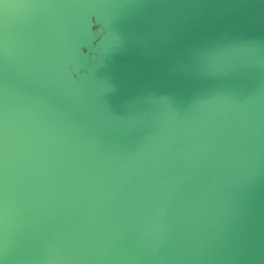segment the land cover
Listing matches in <instances>:
<instances>
[{
	"label": "water",
	"instance_id": "water-1",
	"mask_svg": "<svg viewBox=\"0 0 264 264\" xmlns=\"http://www.w3.org/2000/svg\"><path fill=\"white\" fill-rule=\"evenodd\" d=\"M107 1L116 14L109 18L35 17L34 28L16 39L39 33L35 48L20 44L17 60L1 58L0 156L20 151L25 174L38 170L33 150L83 148L89 159L79 170L60 158L48 162L51 191L36 200L27 229L32 244L47 230L87 219L86 199L103 185L120 142L131 143L134 162L144 155L146 133L157 130L160 162L140 171L119 201L138 200L154 178L147 195L155 214L162 185L172 168L181 177V156L189 153L179 129L217 119L203 156L212 140L225 142L230 121L236 125L255 108L217 204L243 221L235 264H264V0ZM3 172L0 166V184ZM242 188L238 214L228 200Z\"/></svg>",
	"mask_w": 264,
	"mask_h": 264
},
{
	"label": "rangeland",
	"instance_id": "rangeland-1",
	"mask_svg": "<svg viewBox=\"0 0 264 264\" xmlns=\"http://www.w3.org/2000/svg\"><path fill=\"white\" fill-rule=\"evenodd\" d=\"M4 2L5 0H0V4ZM231 154L232 153L227 156L228 160L224 162L225 174L223 179H221L222 181L230 173L233 167L235 155ZM211 163L212 162L209 158L207 159V157L196 155L191 160L190 165H195L197 167L205 164L211 165ZM22 171L23 170L13 172V180L9 179L11 177L10 176L8 178V182L6 181L7 183L5 186L4 180L0 184V264H48L49 261L51 264H225L239 250V235L241 231L237 227L238 221L234 216H230L227 213L222 214L218 208L217 197L220 192V187L217 190L214 188L212 189L209 202L206 203V206L202 205V208L195 209V212L198 210L200 213L202 210L201 215H199L200 213L197 212L198 216H201L199 220L196 216L193 217L194 220H192L190 215L189 216L191 219L189 216L186 217L181 213L183 211H181V209H183L182 207H184L185 203L181 202L182 190L175 187V185H173L171 188V195L176 198L177 204L173 205L167 210H163V212L165 211L164 213L161 212L162 210H159L155 214L151 211L149 216L145 211L148 208L149 201L147 194L142 198L143 212L139 210L136 212V209H138L137 199L129 200L123 207H120V200L116 202L117 204H113L114 202L112 203L109 200L105 204L106 200L104 198L106 197L102 198V196H95L92 201L93 206H95L97 209L99 208V210L102 208L104 209V212L102 210V217L104 220L102 219L103 222L100 225L95 226L93 223L90 224L87 220H85L80 224V226L76 228L77 230L74 233L50 229L44 233L41 241H39V243L34 246L32 244V237L27 232L32 219V216L30 215H34L36 211V200L42 193L46 192L47 186H43L46 185L45 176L43 177L39 175L38 172H35L34 175L31 176V179L29 177L27 178L29 179V182L31 181V183H29L27 180L26 181L28 183L25 181V183L31 184L28 188V185L24 183L25 186H27L23 191H26L25 189L28 190L26 192L19 191L18 181L22 175L20 174ZM9 175L7 173V176ZM38 179L39 181L41 180V184H36L39 183ZM42 182L44 184H42ZM5 187L7 188L5 189ZM36 188L42 191L40 193L39 190L38 192H34ZM8 189L9 191L7 193L9 194L3 195L2 193H5ZM30 190L32 193H30ZM14 192H19V194H15ZM33 194L37 195L33 197ZM19 195H22V197L25 196V201L24 198H21ZM28 197L32 201L29 199L26 200ZM24 202H26L25 205ZM109 202L110 204L112 203L111 205L114 208H111ZM178 206L181 207L179 208ZM108 207L109 209H112V211L109 210ZM106 210L108 213H106ZM133 213H135V215L137 213L138 215L133 217L135 216ZM142 213H146L143 215V217H145V215L146 217L148 216L147 218L142 217L144 220L140 216ZM119 215L121 216L119 217ZM117 217L119 219L116 223L114 220L117 219ZM178 217H182L183 219H178ZM131 218L134 219V224L132 223ZM163 219L167 223L163 222ZM176 219L180 221L177 220V226H174L176 225L175 223L173 225L174 227H180V225L184 224L185 225L184 228H182L183 226L180 227L181 230L173 231L175 228L173 226L172 228L170 227L171 224H173L172 222H175ZM26 220L29 223L26 222ZM113 221L116 223L115 229L113 228ZM147 221L151 223L149 226L151 227L149 228L150 230L147 229L149 225ZM195 221H198L196 224L197 227H195V224H192L196 223ZM162 222L166 224L164 225ZM103 223L105 225H103ZM186 223H188L187 226ZM162 224L164 226L167 225V227H163ZM189 224L190 226H188ZM191 225H194L193 229L195 227L197 230H193ZM160 226H162L161 228L163 230H160ZM100 227L102 228L99 229ZM21 230L22 233H20ZM112 230L115 233H111ZM102 231L105 233V238H103L104 233ZM149 234L150 237H148ZM195 236H197V239H195ZM191 238V245L189 242L186 244V241L188 239L191 240ZM183 245L185 246V249L183 248ZM185 250L187 251L185 252ZM184 253H187V255H184ZM49 256L52 259H50Z\"/></svg>",
	"mask_w": 264,
	"mask_h": 264
},
{
	"label": "bare ground",
	"instance_id": "bare-ground-1",
	"mask_svg": "<svg viewBox=\"0 0 264 264\" xmlns=\"http://www.w3.org/2000/svg\"><path fill=\"white\" fill-rule=\"evenodd\" d=\"M120 1L123 2L124 4L128 5V6H132V4H135L137 2V0H120ZM109 6H111V5H110L109 1H107V0H5L4 3L0 4V43L6 42L5 46L0 47V78L1 79L4 78V71L6 70L5 67H3V65H2L3 59H1V58L9 56L10 59L17 60L18 57L22 56V55H20V52L18 51V46H20V44L23 45V47L29 51H30V48H31V50H33L35 48L34 47V45L36 43L35 37H37V35L39 33L32 34V36L28 39H23V40H19V41L16 40L21 35V33H23L24 31H29L32 28H34L33 25H34V22L36 21L35 17H43V18H45V17H59V18H70V19H82L84 17L83 13L86 12V13H90L94 17L109 18V17L116 15L109 8ZM14 40H16L17 42ZM255 113H256V110H255V108H253L251 113L249 115H244L242 117V119L236 125L233 124L232 121H230L229 126H228V130L226 132V139H225L224 143L221 144L220 139H214L209 143V145L207 146L206 151H205L206 154L203 156L207 157V159L209 158L211 160V162H212L211 165L205 164V165L196 167L195 165H190V163H191V160L196 155L200 156V153L202 152V146L204 144V141L207 138V136L212 132L213 128L215 127L217 119L215 117H211L207 121H205V120L201 121V123L199 124V126L197 127V129L195 131H192V122L187 127L179 129V132L185 138L186 146H187L189 153L183 154L181 156V161H180L181 162V172H182L181 177H179L177 175L176 170L174 168H172L169 175H168L167 180L162 185V188H161V196L162 197L159 201V209H160V211L162 210L161 212H163V210H167L168 208L177 204L176 198H174L171 195V188L173 185H175V187L182 190L181 202L185 203L184 207H182L183 209H181V211L183 210L181 213L186 217L190 215L192 217V220H194L193 217L196 216V217H198V220H199V218L201 216L199 217L197 212L200 213V211L197 210V212H195V209L202 208L201 207L202 205L206 206V203L209 202L212 189L214 188L215 190H217L221 186V184H220L222 181L221 179H223L224 174H225V169H224L225 163L224 162L226 160H228L227 156L230 155V153L235 155L233 167L235 166L238 153H240L242 151V149L244 148V146L246 144L247 137H248L249 122H250L252 116L255 115ZM146 135H147V142L143 148V154L144 155L143 156L138 155L134 162H131V159H132V155L130 152L131 143L128 140H125V141H122L118 144L117 153L112 160L109 173L106 176L103 185H101V187L99 188V190L97 192L95 190H93L86 199V213L88 214V217L86 220L90 224L93 223L95 226H97L103 222L102 219L104 220V218L102 217L104 209L102 208L101 210H99V208L98 209L95 208V206H93V204H92V201H93L95 196H102V198L106 197L107 199L104 198L106 200L105 204L107 203L108 200L111 201L112 203L114 202L113 204H117L116 202H118L121 198H123V196L125 194V190L135 183L136 176L140 171L146 170V168L153 163H159L160 162L161 157H162V151H161V147L160 148L157 147V141H158L157 130L154 132H147ZM0 136H1V131H0ZM69 150L70 149H66V150H63L61 152H55V153H52L51 155H45L40 150H33L31 152V154L36 158L35 163L38 167V170H37L38 174L44 177L45 176V169H46L48 162L52 159H57V158H60V160H62L63 162L71 164L77 170L81 169L83 167V165L85 163H87V161L89 160L85 156L83 148H81L77 151H74V152H69ZM63 153H65V155L63 157H60V155ZM19 154H20V151H17L14 153H5L3 156H0V166H1L2 170L4 171V177H3L4 186L8 182V178L10 176L11 177L9 179L13 180V178H14L13 172L22 170L24 168V166L26 165V163H25L26 157L19 158ZM14 165H18V167L14 166ZM7 173H8V175L9 174L10 175L7 176ZM34 173L35 172H33L32 170H30L26 174L23 172L20 173L22 175L20 176V179L18 181L19 182L18 183V186H19L18 190L19 191L26 192L28 190V189H25L26 191H23L27 185H28L27 188L29 187V185H31V184H27L29 182L28 181L29 179H27V178L29 177L31 179V176L34 175ZM12 180H10V181H12ZM154 180L155 179L153 178L149 181H146L144 183L142 189H140L137 192V195H138L137 208L138 209H136V212L138 210L142 211V212L144 211V210H142L143 209L142 198L144 195H146L148 192H150V188L152 187ZM25 181L27 183H25ZM40 181L38 179L39 183H36V184H41ZM45 181H46V183H45L46 185H43V186H47L46 189H48V191H51L49 179H45ZM24 183L27 185L25 186ZM29 183H31V181ZM36 184H34V185H36ZM42 184H44V183L42 182ZM37 186H41V185H37ZM6 188L7 187H5V189ZM16 188H17V186H16ZM40 188H42V187H40ZM33 189H32V191H33ZM38 190H39V193L42 191V190L40 191V189L36 188V190H34V192H36V191L38 192ZM242 190H243V188L239 190V192L234 197L233 201L228 200L229 210H231L232 212L238 213V214L240 212V206L242 204V197H241ZM8 191H9V189L5 193H2V194L3 195L9 194V193H7ZM15 191H16V189H15ZM32 191L30 190V193H32ZM96 193H98V195H96ZM15 194H19V192L15 193ZM22 195L21 196L19 195V196L21 198H24L25 196L22 197ZM35 195H37V194H35ZM35 195L33 197H35ZM7 197H8V195H7ZM30 198H31V196H30ZM30 198L28 197L26 200H28V199L31 200ZM99 198H98V201H99ZM102 198H100V199H102ZM24 201H25V198H24ZM98 201H97V203H98ZM103 203H104V201H103ZM151 203H152V197L149 198L148 208L145 210L148 216L151 214V211H152ZM25 204H26V202H24V205ZM29 204H31V203H29ZM111 204L109 202V205H111ZM94 205H97V204H94ZM102 205H104V204H102ZM111 208H114V207H112V205H111ZM108 209H109V207H108ZM102 210H103V212H102ZM107 210H106V213H108L109 210L112 211V209H109L108 212H107ZM24 211H23V213H24ZM146 213H144V214H146ZM201 213H202V210H201ZM201 213L199 215H201ZM29 214H31V213H29ZM133 214L135 215V213H133ZM144 214L142 213V215H140L141 218L143 217ZM136 215H138V214L136 213ZM136 215L135 216L132 215V216L136 217ZM179 215H181V214H179ZM183 215H181V216H183ZM30 216H33V215H30ZM120 216L121 215H119V217ZM190 216H189V218H190ZM243 216H245V213L243 214ZM82 217L83 216H81V218L79 219V221L76 224L66 226L64 229H62V232H65V231L68 232L69 231V232L74 233L77 230L76 228L78 226H80V224L82 223V221H81ZM145 217H146V215H145ZM145 217H143V218H145ZM186 217H185V219H186ZM132 218H131V221L133 223L134 219H132ZM175 218H177V217H175ZM180 218H182V217H178V219H180ZM118 219L119 218L117 217V219H115L114 221H116V223H117ZM142 219H139V220H142ZM178 219H176L175 222H172L173 224H171L170 228H172V226L175 223H176V225H174V226H177V222L180 221ZM190 219H189V221H190ZM147 220H149V219H147ZM195 220H197V219H195ZM114 221L112 223L114 224L113 228L115 229L116 223ZM149 221H147V222L149 223ZM166 221H167V219H166ZM166 221L163 219V222H166ZM26 222H28V221L26 220ZM136 222H137V220H136ZM184 222H186V221H184ZM197 222L192 223V224H195V227H197V225H196ZM104 223H103V225H105ZM166 223H163V224L165 225ZM180 224H181V222H180ZM187 224L188 223H186V226H187ZM190 224H191V222H190ZM190 224L188 226H190ZM150 225H151V223H149L147 229L151 228V227H149ZM164 225H163V227H167V225L166 226H164ZM184 225H180V227L183 226L182 228H184ZM22 226H19V227H22ZM193 226L191 225L192 229H193ZM85 227H86V225H85ZM161 227L162 226H160V230L162 229ZM180 227H174L175 230H173V231L181 230ZM195 227H194V229H195ZM237 227L239 228V230L242 231L243 230V221L238 222ZM101 228L102 227H100L99 229H101ZM186 229H188V228H186ZM113 230L111 231V233H115ZM195 230H197V229H195ZM145 232H147V231H145ZM183 232H185V231H183ZM20 233H22V230ZM148 233H145V234H148ZM163 233H164V231H163ZM180 233H182V232H180ZM150 234H151V232H150ZM150 234L148 235V237H150ZM101 235H102V233H101ZM104 236H105V233L103 235V238H105ZM196 237L197 236H195V239H197ZM18 238H19V236H18ZM192 238H191V240L188 239L189 241L187 240L186 244H188L187 242H189V244H190L192 242ZM245 240H246V237L243 239V243L245 242ZM104 241H105V239H104ZM17 243H19V242H17ZM193 246H194V244H193ZM184 247L185 246L183 245V248ZM186 247H187V245H186ZM188 247H189V245H188ZM186 251L187 250H185V252ZM191 251H192V249H191ZM238 253H239V250L225 264H235L236 260H237ZM184 255H187V253H184ZM19 256H20V253H19ZM19 256H17V257L20 258ZM18 258H17V260H18ZM49 258H50V256H49ZM187 258H189V257H187ZM50 259H52V258H50ZM48 264H51L50 261Z\"/></svg>",
	"mask_w": 264,
	"mask_h": 264
}]
</instances>
